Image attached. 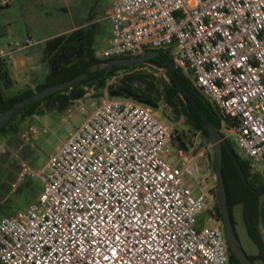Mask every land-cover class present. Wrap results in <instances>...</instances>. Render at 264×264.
Returning <instances> with one entry per match:
<instances>
[{"label": "built area", "instance_id": "2783aa9c", "mask_svg": "<svg viewBox=\"0 0 264 264\" xmlns=\"http://www.w3.org/2000/svg\"><path fill=\"white\" fill-rule=\"evenodd\" d=\"M108 21L102 59L171 51L230 123L220 132L264 163V0H116ZM39 44H0V63ZM175 136L158 109L104 98L37 172L38 198L0 221V264H230L212 144ZM205 213L215 225L199 229Z\"/></svg>", "mask_w": 264, "mask_h": 264}, {"label": "trees", "instance_id": "16d2710c", "mask_svg": "<svg viewBox=\"0 0 264 264\" xmlns=\"http://www.w3.org/2000/svg\"><path fill=\"white\" fill-rule=\"evenodd\" d=\"M1 8L4 7L0 5ZM99 31L100 25L96 24L48 38L42 48L41 60L46 67V74L42 80L37 82L34 88L29 87L12 92L15 81L12 78L10 62L0 63V117L16 104L37 92L71 81L83 74H87L88 78L91 79L100 78L91 87L101 89L106 87L107 80L116 72L146 66L115 67L105 78H101L106 69L100 72H94V69L107 65L113 59L104 60L97 55L95 44ZM159 52L160 55L157 59L152 60L154 66L167 69L171 64H174L171 51L161 50ZM123 58L131 57L122 56L114 59ZM167 74L169 76L168 80L157 79L152 73H135L126 75L120 82L122 86L129 89L134 88L135 82H138L140 87L136 88L142 91L143 97L147 101L155 104L163 102L178 119L184 118L186 130L182 133L185 137L200 133L202 139L208 140V133L204 130L206 123H211L219 131L224 126L226 128L231 126L228 120L194 88L191 81L179 69L172 73L167 72ZM179 84L187 92L186 96L177 89ZM78 90L82 89L65 90L31 104L21 110L6 127L0 130V140L2 143L6 142V144L4 143V151H0V219L15 215L19 209L34 202L42 192V182L39 177L27 171L28 168L38 170L39 166L35 150L28 151L23 147L20 137L22 126L35 115L52 112L65 113L75 102L74 95ZM227 140L252 188L250 189L246 185L229 152L224 147L223 177L230 215L236 226L234 212L236 208H241L245 230L249 239L257 248L256 254H246L254 264H264V190L261 191V189H264V175L257 172L250 161L241 158L229 139ZM23 160L27 161L28 168L23 166ZM215 212L218 217H221L218 203L215 204ZM229 252L230 264H240L233 253L230 250Z\"/></svg>", "mask_w": 264, "mask_h": 264}, {"label": "rangeland", "instance_id": "374dc122", "mask_svg": "<svg viewBox=\"0 0 264 264\" xmlns=\"http://www.w3.org/2000/svg\"><path fill=\"white\" fill-rule=\"evenodd\" d=\"M3 0H0V3ZM116 0H13L8 7L0 9V44L5 48L16 42H22L26 38L39 41L40 44L31 48L35 50L30 54L26 50H18L14 53V58L10 61L12 78L15 81L13 91L23 90L29 87L34 88L38 80H42L46 74V67L41 62L42 48L45 41L56 35L69 33L79 28H87L99 24L100 31L95 48L97 55L101 57L102 51L106 48L110 38L111 26L108 15L113 3ZM107 69V65H102L94 69L100 72ZM135 73H152L157 79L168 80L169 76L165 69L152 65L137 67L136 69L120 70L116 72L106 82L105 88L87 87L78 92L84 94L65 113H46L35 115L23 126L20 137L25 150H35L38 170L28 168L27 161L23 160V166L28 168V173L37 174L43 169L48 158L59 149V147L71 137L83 124L87 116L93 111L104 98H114L110 91H117L122 85L120 80L126 75ZM135 87H140L135 82ZM120 98V97H119ZM158 110L162 112V120L178 132L185 131L184 118L178 119L163 102H160ZM226 136V135H225ZM232 143L237 154L243 158L242 153L235 144L233 137H227ZM4 143L0 140V151H4ZM19 157L18 154H16ZM199 166V176L205 177V162L197 161ZM214 164L212 171L214 172ZM255 170H263L264 163L256 165ZM25 172V171H23ZM214 175V173H213ZM37 176V175H36ZM213 182V180H212ZM215 183V182H214ZM200 191L195 192L198 196ZM217 202V190L214 206ZM28 206V205H27ZM27 206L18 211L25 210ZM215 208V207H214ZM235 221L241 245L248 255L257 253V248L249 239L245 230L244 217L241 208L235 209ZM208 214L201 216L198 222L199 229L215 225L214 220H207ZM2 219H0L1 221ZM264 235V230H263ZM262 264V263H258Z\"/></svg>", "mask_w": 264, "mask_h": 264}, {"label": "water", "instance_id": "95a60500", "mask_svg": "<svg viewBox=\"0 0 264 264\" xmlns=\"http://www.w3.org/2000/svg\"><path fill=\"white\" fill-rule=\"evenodd\" d=\"M160 55L159 51H150L144 55L137 56V57H131V58H123V59H113L107 63V69L105 73L102 75L101 78H105L109 72L113 68H122V67H133L136 65H152V60L157 59V57ZM167 72L172 73L173 71H176V66L174 64H171L168 69H165ZM88 78L87 74H83L71 81L51 86L47 89H44L42 91L37 92L33 96L19 102L14 107H12L10 110H8L2 117H0V130L3 129L8 125V123L17 116L21 110L25 109L26 107L30 106L33 103L39 102L43 100L46 97H49L53 94L65 91V90H72L78 87H84L87 84H83L82 82ZM177 89L183 93L184 96L187 95V92L185 91L184 87L182 85H178ZM84 93L78 92L74 95V99H79ZM123 94H126V98H133L140 103L154 109H158V104H152L150 101H143L140 100L138 97H136L132 92L126 89H122L118 92H111L110 95L114 98H119ZM204 130L208 133V141L212 144V149L214 153V175L213 179L215 182L216 190H217V202L219 206V210L223 219L224 227H225V233H226V239L229 245L230 251L233 253V255L237 258L240 264H254L249 257L247 256L246 252L244 251L240 239L238 238L234 226L232 223L229 205H228V198H227V191H226V185L225 180L223 177V148L225 147L227 151L229 152L234 164L236 165L237 169L242 175L243 180L245 181L246 185L252 189L248 183L247 177L245 173L243 172L240 162L233 151V149L230 147L227 137L223 135L214 125L211 123H206L204 126ZM175 133H178V130L175 131ZM181 147L185 150H187V147L185 144H182ZM264 189H261L263 191ZM256 192V190H254Z\"/></svg>", "mask_w": 264, "mask_h": 264}, {"label": "flooded vegetation", "instance_id": "af4514ba", "mask_svg": "<svg viewBox=\"0 0 264 264\" xmlns=\"http://www.w3.org/2000/svg\"><path fill=\"white\" fill-rule=\"evenodd\" d=\"M169 68V67H168ZM167 68V69H168ZM100 80V78H97V79H91V78H86L82 83L83 84H86V83H89V82H91V83H89V84H87L86 86H84V87H78V88H81V89H83V88H87V87H91V85H93L94 83H96V82H98ZM122 89H126V90H129L130 92H132L136 97H138L140 100H143V101H147V99H145L143 96V93H142V91L141 90H138L136 87H132V88H128V87H125V86H122V85H120V88H118V90L117 91H110V93L111 92H118V91H120V90H122ZM127 96H126V94H123L120 98H126ZM133 99V98H132ZM152 104H154L155 105V103H152ZM183 132V131H182ZM182 132H178V134H176V136H175V139H174V141H175V143H177V144H185V141L188 139L187 137H185L184 135H183V133ZM257 172H259V173H261V174H263L264 175V169L263 170H258ZM214 211H215V209H214ZM215 215H216V217H215V220H216V222L218 221V222H220L221 223V225H222V227H223V229H224V232H225V227H224V223H223V219H222V216L221 217H218L217 216V213L215 212ZM232 219V218H231ZM232 223H233V221H232ZM233 226H234V230H235V232H236V234H237V225L235 226L234 225V223H233ZM225 236H226V233H225ZM237 236H238V234H237ZM228 247H229V245H228ZM230 250V249H229ZM229 254H230V252H229Z\"/></svg>", "mask_w": 264, "mask_h": 264}, {"label": "crops", "instance_id": "0c3cea01", "mask_svg": "<svg viewBox=\"0 0 264 264\" xmlns=\"http://www.w3.org/2000/svg\"><path fill=\"white\" fill-rule=\"evenodd\" d=\"M26 51H28L30 54H32L35 50L28 49V50H26ZM41 60H42V58H41ZM38 79H39V78H38ZM38 79H37V82L39 81ZM37 82L34 84V87H35V85L37 84Z\"/></svg>", "mask_w": 264, "mask_h": 264}]
</instances>
